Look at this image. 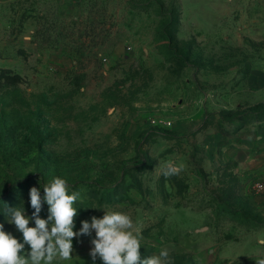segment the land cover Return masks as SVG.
Masks as SVG:
<instances>
[{"label": "rangeland", "instance_id": "1", "mask_svg": "<svg viewBox=\"0 0 264 264\" xmlns=\"http://www.w3.org/2000/svg\"><path fill=\"white\" fill-rule=\"evenodd\" d=\"M181 14V0H0L6 232L23 242L5 205L31 217L30 189L43 196L60 176L69 194L81 193L76 232L81 221L120 211L143 237L142 257L264 258V212L252 188L259 173H235L222 160L237 126L256 119L264 128V26L232 44L206 43L181 31ZM168 161L184 170L166 179ZM39 215L47 219L46 203ZM94 238V230L75 237L71 260L54 264H93Z\"/></svg>", "mask_w": 264, "mask_h": 264}, {"label": "clouds", "instance_id": "2", "mask_svg": "<svg viewBox=\"0 0 264 264\" xmlns=\"http://www.w3.org/2000/svg\"><path fill=\"white\" fill-rule=\"evenodd\" d=\"M183 170V164L168 161L162 166V175L167 179L178 176ZM43 193L41 196L37 187L30 189V205L34 209L31 217L25 215L23 207L9 208L5 205L8 222L22 233L23 242L6 232L4 225L0 224V264H54L57 258L69 261L74 250L73 239L91 235L93 230L95 238L91 240L93 247L90 250L93 264L97 257L102 264H172L167 250L142 257L143 237L132 231L134 223L127 213L105 211L102 218L93 216L90 223L81 221L79 232L74 231V218L78 215L74 205L80 200L81 193L74 191L69 194L66 178L53 177L43 186ZM44 203L48 205L47 219L39 215ZM32 220L34 227L29 226ZM258 242L264 244V239ZM25 245L30 246L29 252H24ZM255 260L256 264H264V258Z\"/></svg>", "mask_w": 264, "mask_h": 264}, {"label": "crops", "instance_id": "3", "mask_svg": "<svg viewBox=\"0 0 264 264\" xmlns=\"http://www.w3.org/2000/svg\"><path fill=\"white\" fill-rule=\"evenodd\" d=\"M181 3V31L197 35L206 43L218 40L232 44L245 32L259 36L264 26L260 24L264 21V0H181ZM231 14L232 19H238L237 26L230 19ZM223 144L222 160L233 163L235 173L244 170L264 173V128L258 120L237 126ZM255 205H260L264 212V199L258 197Z\"/></svg>", "mask_w": 264, "mask_h": 264}, {"label": "built area", "instance_id": "4", "mask_svg": "<svg viewBox=\"0 0 264 264\" xmlns=\"http://www.w3.org/2000/svg\"><path fill=\"white\" fill-rule=\"evenodd\" d=\"M252 188L257 197L264 199V173L258 174V176L253 181Z\"/></svg>", "mask_w": 264, "mask_h": 264}]
</instances>
